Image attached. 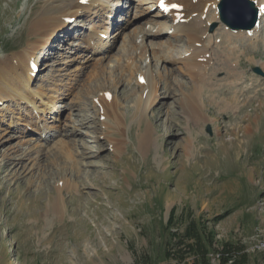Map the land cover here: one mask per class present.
Wrapping results in <instances>:
<instances>
[{
	"label": "rangeland",
	"instance_id": "rangeland-1",
	"mask_svg": "<svg viewBox=\"0 0 264 264\" xmlns=\"http://www.w3.org/2000/svg\"><path fill=\"white\" fill-rule=\"evenodd\" d=\"M120 4L127 6L124 17L131 24L128 20L125 28L130 26L112 38L114 47L103 57L74 45L76 34L89 26L79 14L84 20L70 34L73 41L65 30L77 25L78 17L63 23L51 44L35 53L39 69L32 86L60 89L54 104L59 114L47 117V132L37 115L35 128L43 133L0 119V264H196L204 250L209 264H226L224 258L231 256L238 264H264V19L254 43L238 38L228 44L219 24L208 33L217 53L242 78L229 84L230 76L216 73L201 98L211 118L193 124L179 104L192 83L172 59L187 55L183 41L173 40L171 26H164L169 21L163 28L146 23L141 12L156 13L148 11L151 3ZM43 5L42 0H0V57L24 47L28 22ZM137 25L161 41L172 40L174 47L165 52L170 60L138 57ZM124 39L129 48L137 47L130 51L137 69L156 74L164 66L175 68L157 79V101L145 117L160 114L158 138L145 149L138 135L146 119L139 124L133 113L134 96L147 90L135 80L137 71L121 70L129 49H122ZM99 67L104 72L93 75L92 68ZM90 73L95 78L86 82ZM105 79L126 116L124 135L108 134L96 103L101 91L90 93ZM0 102L5 104L0 111L13 117L27 112L23 104ZM189 133L194 146L188 156L181 145ZM59 146L74 153L78 171L55 155Z\"/></svg>",
	"mask_w": 264,
	"mask_h": 264
},
{
	"label": "bare ground",
	"instance_id": "bare-ground-1",
	"mask_svg": "<svg viewBox=\"0 0 264 264\" xmlns=\"http://www.w3.org/2000/svg\"><path fill=\"white\" fill-rule=\"evenodd\" d=\"M42 1L44 2L42 9L35 12L34 19L28 22V39L25 42L24 47L19 52H13L10 55L0 57V101L5 100L13 102L16 107H18L20 104H23L25 106L24 109L27 111L24 114H21L22 111L18 112L17 117H13L12 112L0 111V119L3 123H7L8 126L12 124L16 125L20 121L24 122L25 125H31L32 127L37 128L39 127V120L37 121L35 118L39 113H42L43 116L46 114H52L55 117L58 116L59 113L56 112L54 104L58 98L57 95L59 94L58 91L60 89L52 87L51 91H47L42 86H32V76L34 71L32 68H30L29 62L33 60L36 52H39V50L44 48L47 44H51L52 39L55 36V32L62 28V20L64 21L65 17L76 14H79L88 20V28H92V30L86 32L85 34H81V37H79L80 40L77 39L78 36L74 37V41L76 44L80 43L81 47L87 48L89 50L93 49V47H96V54H101V57H103V55H105V52L103 51L105 46L107 48V42H104L101 39L100 33L105 34L107 27L113 24V21L115 20V16H113V14L119 11L118 8L112 6L113 0H88L85 4H80L79 0ZM145 1L151 3V8L155 7L156 5V1ZM223 1L224 0H222L221 3ZM251 1H255L259 14L263 15L264 12L262 9L264 8V0ZM170 2L177 3L178 10H171L167 15H163L159 11L153 15H150L146 11H142L141 15L145 16L144 20L146 23H150L151 25L158 27H162L164 25L163 21L167 22L170 20L168 25L171 26L173 35L175 36L173 40H178L179 38L182 39L181 41H183L184 47L187 49L188 53L185 56L172 59L173 63L179 64V67H177L176 70L186 73L192 84L191 91H184L180 96L181 102L179 104L181 111L187 121L197 124L198 122H203L206 121V119L211 118L209 114L203 111L204 105L203 101H201V98L202 92H204L203 90L209 88V84L213 81L216 82L215 74L221 72L222 70V72L230 76V79L226 77L229 81V84H233L242 78L240 73L236 71L235 68H231L230 65L227 66L228 62L225 60V57L223 60L221 55L217 53V43L212 35L208 34L209 23L211 21H219L222 28L221 36L224 38L225 42H228V44L231 45L232 40L238 38H246L248 41L254 43L257 38L261 21H259L258 26L254 27L249 32L231 31L226 28L224 24H221L222 22L218 18L216 7L220 0H168V3ZM244 9H246L245 6L242 8L241 6L237 7L238 12H243ZM177 16L180 17V20L177 24H174V20L177 18ZM138 28L140 27L138 26ZM139 33L142 37V45L138 55L139 58L151 54L162 62L170 60L169 56H167L165 52H167L169 48L174 47L172 40L168 39L161 41L160 38H157L158 34L155 35L151 31L144 28H140ZM129 39H131V36ZM109 46L110 47L108 48L107 52L112 49L111 47L113 45ZM149 46L152 47L150 48ZM134 48H137L136 45L130 46L129 49L127 48L128 50L125 55L124 63L120 65L121 70L126 71L129 75H132L133 72L138 71V77H144L143 83H139L138 80L137 82L143 85L144 91L147 90V92L139 94L136 93V96H134L133 116L139 122V124L142 123V120L146 119V124L141 128L138 135L139 144L143 145L145 149L153 144V142H156L158 138L155 133V127L158 126L157 121L160 118V114L153 112V116L151 118L152 122L150 121L151 119L148 120L147 117H145L146 113L149 110L151 111L157 101V79L162 80L164 77L167 78V76L173 70H175V68H167L164 66L162 67V72L156 74H154L151 69L140 71L137 69L135 65L136 63L134 62L135 64H133L134 55H131L130 53V51L134 50ZM93 66L95 65L93 64ZM102 70L104 69L99 67V69L97 68V71L93 68L91 71L92 74L95 75L99 73L98 71L101 73ZM88 75L89 74H87V76ZM91 76L92 75L90 73L86 82L91 81ZM96 76H98V74ZM110 85L112 84L106 80V82H102L99 86L91 88L90 93L101 91L98 98L96 99V103L98 105V112H100V115H103L102 122L104 123L105 128L109 130L108 134L113 135L116 133L120 136L124 135L128 130L125 122L126 116L124 115V112L121 111L117 96H115L113 93H109ZM107 94H110V97H108ZM232 100L236 101V97H233L231 101ZM220 103L224 107L226 106L225 100H222ZM30 111L35 113V115H32L31 117L30 114L32 113L29 114ZM246 125L248 126V124ZM43 128L44 125L40 127L41 130H43ZM21 130L23 129L21 128ZM193 146V135L189 133V135L184 137L181 145L184 155H191ZM66 148H68V146L65 148L61 146L57 147L55 155L59 156L58 158H65L66 163L72 165L76 172L78 171L77 165L79 162L73 159L74 153L69 152V149L67 150ZM113 150L119 152L120 144L115 142V144H113ZM62 185L67 186L68 183L64 181Z\"/></svg>",
	"mask_w": 264,
	"mask_h": 264
},
{
	"label": "water",
	"instance_id": "water-1",
	"mask_svg": "<svg viewBox=\"0 0 264 264\" xmlns=\"http://www.w3.org/2000/svg\"><path fill=\"white\" fill-rule=\"evenodd\" d=\"M238 6L246 7L243 12H237L233 19H228L230 17V10L237 8ZM220 11L223 20L232 28H250L254 22L256 15L254 11L250 9V6L246 4L243 0H224L220 5ZM256 72H260L258 69H255ZM207 131L210 132L209 127H207ZM238 258L236 256L225 257L223 262L226 264H234L237 262ZM239 262V261H238Z\"/></svg>",
	"mask_w": 264,
	"mask_h": 264
},
{
	"label": "trees",
	"instance_id": "trees-1",
	"mask_svg": "<svg viewBox=\"0 0 264 264\" xmlns=\"http://www.w3.org/2000/svg\"><path fill=\"white\" fill-rule=\"evenodd\" d=\"M239 262H235L234 264H238ZM196 264H209L206 258V252L204 250V252L202 251V253L200 254V259Z\"/></svg>",
	"mask_w": 264,
	"mask_h": 264
},
{
	"label": "snow or ice",
	"instance_id": "snow-or-ice-1",
	"mask_svg": "<svg viewBox=\"0 0 264 264\" xmlns=\"http://www.w3.org/2000/svg\"><path fill=\"white\" fill-rule=\"evenodd\" d=\"M162 6H163V4H162Z\"/></svg>",
	"mask_w": 264,
	"mask_h": 264
}]
</instances>
